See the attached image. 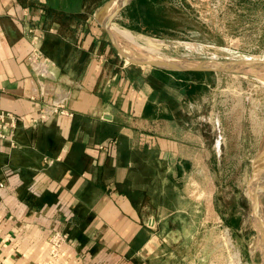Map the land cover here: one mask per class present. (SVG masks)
I'll return each mask as SVG.
<instances>
[{"label": "crops", "instance_id": "1", "mask_svg": "<svg viewBox=\"0 0 264 264\" xmlns=\"http://www.w3.org/2000/svg\"><path fill=\"white\" fill-rule=\"evenodd\" d=\"M107 1L0 0V111L17 116L0 139L2 264H41L55 229L54 264H157L209 200L206 86L116 56L93 21ZM58 101L71 116L31 123Z\"/></svg>", "mask_w": 264, "mask_h": 264}, {"label": "rangeland", "instance_id": "2", "mask_svg": "<svg viewBox=\"0 0 264 264\" xmlns=\"http://www.w3.org/2000/svg\"><path fill=\"white\" fill-rule=\"evenodd\" d=\"M132 1L113 19L112 27L131 33L160 56L187 62L264 61V0H147L155 7L164 4L163 11L172 17L170 27L149 23V16L138 19L134 9L126 10ZM188 80L204 84L208 93L200 104L207 107L201 122L214 149V176L208 187L205 180L206 190L199 184L209 200L197 212L198 224L179 228L167 245L170 252L157 264H238V257L240 264H261L249 182L254 163L264 158V80L221 72ZM260 219L264 224L262 207Z\"/></svg>", "mask_w": 264, "mask_h": 264}, {"label": "water", "instance_id": "3", "mask_svg": "<svg viewBox=\"0 0 264 264\" xmlns=\"http://www.w3.org/2000/svg\"><path fill=\"white\" fill-rule=\"evenodd\" d=\"M132 0H118L114 5L104 11V5L99 10L98 15L95 16L97 24L104 30L107 40L110 42L113 49L117 52L120 58L127 63L148 67L157 68L171 72H212V73H242L253 74L261 79L264 78V61L255 59H218L209 58L193 62L180 61L176 59H144L131 55L119 43L116 34L112 29V21L117 14L126 7ZM100 15L99 19L98 16ZM262 172H264V158L254 163L252 167V175L249 182V197L251 206V221L252 227L255 231V236L259 244L257 249L261 264H264V226H262L260 219V209L264 208V179H262ZM251 254V252H250Z\"/></svg>", "mask_w": 264, "mask_h": 264}, {"label": "built area", "instance_id": "4", "mask_svg": "<svg viewBox=\"0 0 264 264\" xmlns=\"http://www.w3.org/2000/svg\"><path fill=\"white\" fill-rule=\"evenodd\" d=\"M37 57V52L32 51L30 59ZM50 114H58L60 116H71L72 113L66 106L58 101L45 107H38L36 116L30 119L31 123L43 122L50 118ZM17 116L10 111H0V139H7L13 144L14 128L16 126ZM2 184L0 183V186ZM49 250L46 259L41 264H54L60 259V250L64 243L68 240L67 232L59 229L52 230L48 237ZM241 259L238 257V264ZM0 264L1 261H0Z\"/></svg>", "mask_w": 264, "mask_h": 264}, {"label": "trees", "instance_id": "5", "mask_svg": "<svg viewBox=\"0 0 264 264\" xmlns=\"http://www.w3.org/2000/svg\"><path fill=\"white\" fill-rule=\"evenodd\" d=\"M133 9L135 10L136 17L141 21L144 19L143 17L149 16L151 19L148 20L149 23L162 25L164 27L171 26L170 23H172V19H171L172 17L167 16L163 11L164 10L163 3L162 5L155 7L152 6L151 2H148L147 0H133L130 6L126 8V10L130 11ZM40 10L43 13H45L46 11H49L50 13L54 12V14L60 18H62V16H65V13L59 12L54 9L43 11V8L40 7ZM103 42L108 44L110 46V50H112L117 56V53L112 48L110 42L108 40H104ZM159 71L162 72V81L166 80V77L168 76H173L174 78L180 80V84L184 86V90L189 93L195 92L199 88V86H201L200 82L189 81L188 80L189 78L199 80L201 77L208 76L212 73V72H171L166 70H159Z\"/></svg>", "mask_w": 264, "mask_h": 264}, {"label": "bare ground", "instance_id": "6", "mask_svg": "<svg viewBox=\"0 0 264 264\" xmlns=\"http://www.w3.org/2000/svg\"><path fill=\"white\" fill-rule=\"evenodd\" d=\"M118 0H109L106 5L104 6V11H106L108 8H110L112 5H114ZM100 15L98 16L99 19ZM114 33L116 34V37L120 43V45L131 55L144 58V59H165V60H172L173 58L163 57L160 56L158 53H156L154 50L143 46L139 44L131 35V33H128L125 30L112 27ZM152 47V46H151ZM264 80V78H262ZM260 161V159H259ZM262 177H264V172H262ZM264 179V178H262ZM264 226V224H262Z\"/></svg>", "mask_w": 264, "mask_h": 264}, {"label": "flooded vegetation", "instance_id": "7", "mask_svg": "<svg viewBox=\"0 0 264 264\" xmlns=\"http://www.w3.org/2000/svg\"><path fill=\"white\" fill-rule=\"evenodd\" d=\"M257 244H258V246H261V244H259L258 242H257ZM256 252L258 253V256H259V251H258V249L256 250ZM248 254H249V257L251 256V254H250V252H248ZM260 258V257H259ZM252 263L254 264V262L252 261Z\"/></svg>", "mask_w": 264, "mask_h": 264}]
</instances>
